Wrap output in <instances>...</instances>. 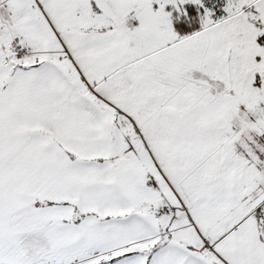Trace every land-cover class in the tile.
I'll return each instance as SVG.
<instances>
[{
    "label": "snow or ice",
    "instance_id": "obj_1",
    "mask_svg": "<svg viewBox=\"0 0 264 264\" xmlns=\"http://www.w3.org/2000/svg\"><path fill=\"white\" fill-rule=\"evenodd\" d=\"M0 264H264V0H0Z\"/></svg>",
    "mask_w": 264,
    "mask_h": 264
},
{
    "label": "rangeland",
    "instance_id": "obj_2",
    "mask_svg": "<svg viewBox=\"0 0 264 264\" xmlns=\"http://www.w3.org/2000/svg\"><path fill=\"white\" fill-rule=\"evenodd\" d=\"M206 2L210 5V6H216L219 9V4L222 2V0H206Z\"/></svg>",
    "mask_w": 264,
    "mask_h": 264
},
{
    "label": "trees",
    "instance_id": "obj_3",
    "mask_svg": "<svg viewBox=\"0 0 264 264\" xmlns=\"http://www.w3.org/2000/svg\"><path fill=\"white\" fill-rule=\"evenodd\" d=\"M189 8H190V11H193V12L195 11L194 8H192L191 5H189Z\"/></svg>",
    "mask_w": 264,
    "mask_h": 264
}]
</instances>
